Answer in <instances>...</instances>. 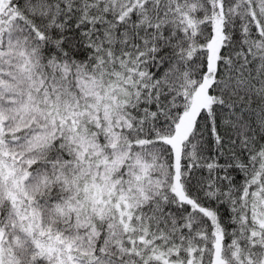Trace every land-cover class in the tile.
I'll return each instance as SVG.
<instances>
[{
  "label": "snow or ice",
  "instance_id": "6c2138e0",
  "mask_svg": "<svg viewBox=\"0 0 264 264\" xmlns=\"http://www.w3.org/2000/svg\"><path fill=\"white\" fill-rule=\"evenodd\" d=\"M0 264H264V0H0Z\"/></svg>",
  "mask_w": 264,
  "mask_h": 264
}]
</instances>
